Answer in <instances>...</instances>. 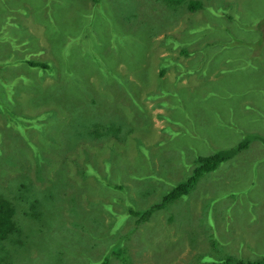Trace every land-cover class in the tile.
Here are the masks:
<instances>
[{"label":"rangeland","instance_id":"374dc122","mask_svg":"<svg viewBox=\"0 0 264 264\" xmlns=\"http://www.w3.org/2000/svg\"><path fill=\"white\" fill-rule=\"evenodd\" d=\"M194 1L197 9L188 11L177 0H0V27L8 34L0 38V57L7 56L0 59V143L18 159L16 181L39 161L37 174L47 180L43 190H60L54 201L34 191L44 198L45 227L29 235L13 264H224L226 256L264 258V244L256 243L264 241V78H252L257 70L256 77L264 74V25L251 29L230 22L213 39L201 33L205 24L225 22L223 15L211 16L212 3L251 14V2L264 0ZM213 40L242 72L229 73L220 62L204 74L199 62L180 51L186 46L195 53L194 47ZM210 47L206 56L217 59V48ZM33 57L47 66L40 72L30 68L24 58ZM184 60L199 72L180 75ZM4 76L7 86L1 85ZM210 86L216 93L207 92ZM8 109L14 111L10 119ZM109 113L110 125L121 124L122 135L112 130L74 136L81 117L102 124ZM180 124L186 133L175 134ZM166 125L171 131L161 137ZM97 131H105L104 125ZM245 138L188 193L131 223L129 206L144 209L160 200L201 165L199 155L234 148ZM9 191L10 185L0 186V198L15 202L18 214L28 211ZM38 222L22 220L26 229Z\"/></svg>","mask_w":264,"mask_h":264},{"label":"trees","instance_id":"16d2710c","mask_svg":"<svg viewBox=\"0 0 264 264\" xmlns=\"http://www.w3.org/2000/svg\"><path fill=\"white\" fill-rule=\"evenodd\" d=\"M223 1H227V0H223ZM177 2L179 3V6H182V5L184 6L186 4L187 7H185V8L188 11H193V10L197 9L196 4H195L196 2L194 0H188V1L177 0ZM201 2H202V0H201ZM251 3H253V4H251L250 7L252 10H254V12L251 14L244 13V11L242 9L235 10L234 13H232L229 9H227V10L224 9L223 7L219 8V9H221V10H219V9H216L219 6H217V4L212 3L214 10H212L211 16L218 17V16L223 15L225 18V22L218 23L217 26H215V24L213 22H211L210 25L205 24L203 30L201 31L202 37L206 36L207 39H209V38L213 39L212 35L216 36V33L218 31L222 32V30H223V32L226 33L225 31H227V29L229 28L230 22L237 23V24L240 23L241 27L246 26V28H251V29L263 26L264 25V1L251 2ZM206 5H204V6H206ZM9 7L13 8L15 10L17 8H18V10H21L16 4L10 5ZM136 10H137V7H135L131 11V13H134ZM7 11H8V9L5 12H7ZM125 13L127 14L126 11H125ZM207 18H208V16H207L206 12L204 11V19H207ZM4 21H5V16L3 15V17L0 18V23H1L2 27H4ZM12 23H15V22H11V24ZM52 25H55V24H52ZM45 31L46 32L48 31V27L45 29ZM5 32L6 31L2 30V28L0 27V38L1 39H5L6 37H8L7 32L6 33ZM193 32H195V31H193ZM252 36L255 37V33H253ZM30 38H35V35H30ZM257 42H259L258 38L254 39L253 41H247V43H245L243 45L244 50L247 49V44L250 45V44L257 43ZM211 44L213 45V47H210ZM221 45L222 44L218 40H213L212 42L204 41V44L202 45V46H204V48H203L204 51L202 49L198 50V52L195 51L196 57L199 56L198 53H204L205 54L206 49L208 47H210L212 49L217 48V52H219V56H215V57H217V59L213 58L214 60L208 62V66L210 68H212L213 65L214 66H219V65L223 66L221 63H225L226 67H224V68H227L229 73H237L238 74V73L242 72L243 71L242 68H240L236 71L237 64H234L232 62V60H230V58L224 56V50L225 49L220 48ZM227 47H234V45L233 46H227ZM39 50L40 49L36 50V52H38ZM183 51L188 52L186 49H184ZM10 54L11 53H9V56H10ZM6 57L7 56L5 54H3V55H1L0 59L4 60V59H6ZM218 57L223 58V60L218 59ZM40 59L41 58H38V57L24 58V61L27 62V64L29 65L30 68H36L40 72V70L42 68H45L47 66L46 63ZM2 60H1L0 67L4 66V65H2L3 64ZM11 64H14V63L11 62V60H10V64H9L10 68H11ZM253 64L254 63H252L251 65L253 66ZM247 66H249V64ZM246 69H248V68L246 67ZM249 69H253V68L249 67ZM182 74L183 73L181 72L180 75H182ZM257 74H258V70L255 71V73L252 75L254 82H257L258 78H264L263 77L264 74L256 77ZM177 77H181V76L177 75ZM224 77H226V76L224 75ZM175 80H176V77H175ZM21 81H25V80L21 79ZM234 81H235L236 86L238 87L239 84L242 82V78L239 76ZM7 82H8V78L5 76L2 77L1 85L3 83L4 86H7L8 85ZM204 83H206V82H204ZM168 84H171V82H169ZM5 88H3L4 92H7L6 90H8V89L7 88L5 89ZM206 90L208 93H216V91H217L212 86H210ZM166 92L174 93L171 91H166ZM147 93H151L148 95L149 97L153 96L152 91H148ZM3 94H6V96L9 97L8 93H3ZM13 96H15V94H13ZM2 98H3V96H2ZM10 99L12 101H15V99H13V98H10ZM12 114H14L13 109H8L7 115L9 117V119L11 118ZM47 114H49V111L46 113V115ZM212 114H213V112H212ZM165 117H166L165 121L167 122V120H169L170 116L167 115ZM110 119H111V113L108 114V121L106 123H102V124H96L95 122L97 121V119H88V118L81 117V119L79 121L77 134L74 133V136L78 135V138H83L86 136H92V134H95V135L96 134H107L109 132H112V130H114V133L117 131V133H119V135H122V131H121L122 125L118 124V123L115 125H113V124L110 125ZM204 122H205V120H204ZM98 125H101V126L104 125L105 131H102L101 133H99V131H97ZM183 125L184 124H180L179 128L177 130H175V134L180 135L181 133H186L185 129L182 130V128L184 127ZM2 130L3 129L0 128V131H2ZM166 130L168 132L171 131V129L168 125L164 126L161 129V131H162V133L160 134L161 137L166 136L165 135ZM95 132H97V133H95ZM248 135H253V134H247L245 136H248ZM256 136L257 135H254V137H256ZM114 137L116 138V136H114ZM1 138H2V135L0 134V141H1ZM248 140L249 139L245 138L236 147L228 149V150H223V149L218 150L217 152H214L213 154H210L207 156L199 155L198 156V162L201 163V165L196 166L193 174L190 175L186 180L179 181L176 184H174L175 185L174 187L172 186L171 188H168L160 200L153 201V203L151 205L146 206V208H144V209H136V207L129 206L128 207V214L133 217L131 223L133 225H137V224L141 223L142 221H144L149 216L150 212L154 208L162 207L164 204L177 199L181 195L188 193L190 188L194 184V182L197 180V178L202 173H205V172L208 173L210 170H213L214 168H216L218 166V163L225 161L226 159L229 158L230 155L232 156V154L237 150V148L244 145L246 143V141H248ZM0 152H1L0 153V186H4V187L8 188L10 185V191L9 192H11V191L13 192L15 201L17 200L18 204L21 202L27 203V207L25 209H28V211H29V212L25 211L23 213L18 214V211H17L18 208H16L15 202L11 203L9 200L7 201V200H3L2 197L0 198V264H13L12 263L13 257L19 253H23L26 250L25 249L26 245L28 242H30L29 235L31 233L34 234V232H42L44 230V227H45V223L43 222V210H41V208H40L42 205V199H44V198L35 196L34 191L35 190H41L45 193V197L49 198V201L50 200L54 201V200H57L58 196H60V190L56 191L55 189H52V191H49V193H46V191L43 190V188L45 187L43 182H47V180L45 178L42 179L41 175L37 174L38 171L40 170V166H41L39 161H36L35 164H33L34 168H31L30 171L28 169V171L26 172V174H28L27 177L21 175L20 179L16 181L14 178V168H15V165L17 164L16 161H18V159L15 158L14 154L12 153L13 151L9 150V151L4 152V148L1 146V143H0ZM36 153H37V150H34V154H36ZM8 171L10 173H8ZM31 172H36V174L33 173V175H30V174H32ZM22 174H23V172H22ZM30 178H33V180H31ZM24 180H25V182H24ZM5 181L7 183H9V185L7 183L4 185ZM35 182H40L39 188L38 187L33 188L32 183H35ZM114 186H119V185L114 184ZM40 188H42V189H40ZM1 192L3 193V191H1ZM253 203L256 204V202H253ZM12 205L15 206L16 210H15L14 206H12ZM34 211H36V214H34ZM16 213H17V216H16ZM24 217L35 218L37 220H42V222H38L36 227H34L33 229L32 228L26 229L24 227V224L22 223V220L24 219ZM69 219H72V218L70 217ZM27 240H29V241H27ZM256 243H257V245L261 246L264 244V241L260 242V240H257ZM239 244H241V243L239 242ZM115 249H119L118 254H122V250L120 247H117ZM261 257H264V255H262ZM261 257H259V258H261ZM105 263H106V260L102 261V264H105ZM224 264H264V258L253 260V261H242L239 259L233 260L232 257L226 256V258L224 260Z\"/></svg>","mask_w":264,"mask_h":264},{"label":"crops","instance_id":"0c3cea01","mask_svg":"<svg viewBox=\"0 0 264 264\" xmlns=\"http://www.w3.org/2000/svg\"><path fill=\"white\" fill-rule=\"evenodd\" d=\"M194 47V46H193ZM194 48H196L197 49V51L198 50H201V49H203L204 48V46H202V45H199V46H197V47H194ZM191 53H193V54H187V56H186V59L187 60H189V61H196V62H199L200 63V65L203 67V72H204V74H207L206 72H205V69H206V67L208 66V62H210V61H212L213 60V58H211L210 59V57H207L206 56V54H204V53H200V54H204L205 56H206V60L205 59H202V60H198L197 59V57H196V54L194 53V52H191ZM192 59V60H191ZM187 60H184L183 62H186V64L185 65H183V67H184V69H181V72L183 73V74H185L186 76H194V75H196L197 74V72H199L198 71V69H193V70H190V69H188L186 66H187ZM205 60V61H204ZM204 61V62H203ZM191 72V73H190ZM209 79H206L204 82H206L207 84L209 83V81H208Z\"/></svg>","mask_w":264,"mask_h":264},{"label":"clouds","instance_id":"9594fccd","mask_svg":"<svg viewBox=\"0 0 264 264\" xmlns=\"http://www.w3.org/2000/svg\"><path fill=\"white\" fill-rule=\"evenodd\" d=\"M185 47H186V46H182V48L180 49V51H181V50L183 51L184 49H186ZM188 53H189V54H193V53H191V52H189V51L186 52V54H188Z\"/></svg>","mask_w":264,"mask_h":264}]
</instances>
